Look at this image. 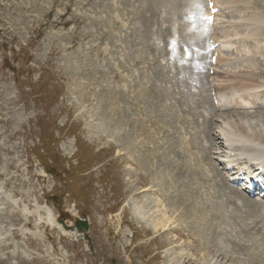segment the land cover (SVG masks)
Returning <instances> with one entry per match:
<instances>
[{
	"label": "rangeland",
	"instance_id": "rangeland-1",
	"mask_svg": "<svg viewBox=\"0 0 264 264\" xmlns=\"http://www.w3.org/2000/svg\"><path fill=\"white\" fill-rule=\"evenodd\" d=\"M95 1L0 0V41L5 43L2 49L0 46V185L3 188L0 197V264H201L204 256L199 236L203 234V218L199 213L200 204L209 196L207 185L210 181L201 176L197 179H201L204 186L196 184L186 187L191 195L197 191L198 197L194 198L196 201L193 205L199 213L195 208L197 214L190 210L188 215L191 219L194 217L191 224L188 216L189 220L180 217V209L174 215L168 211L169 225L165 230L160 228L154 232L152 226L137 221L133 212L138 213L136 210L139 209L143 215L146 209L151 214L150 210L155 206L151 202L153 199L168 209L170 198L184 194L179 185L175 189L169 188L170 178L163 171L159 180L162 182L161 192L155 193L159 189L151 185L152 179H155V165L150 162H154L156 156H166L177 150L165 148L170 135L166 139L162 138L165 128L158 123L160 118L157 115L156 123L153 118H148L144 124L140 122L142 127L140 133L134 134V146L137 147L136 153L142 154L145 159L143 166L139 164V154L133 157L135 161L125 154L121 156L123 146L107 141L96 130L98 122L93 115L99 109L96 96L107 91L103 87H106L108 77L105 78V69L98 66V62L103 61L101 57L107 35L103 33V40H98L99 44L95 42V47L89 51L84 48L78 51L75 47L82 35L89 38L84 39V42L79 41L80 46L95 37V34L83 30L90 21L87 15L93 12L92 4ZM261 1V8L258 9L264 12V0L263 3ZM226 8L229 9L228 6ZM50 9L53 12L48 17ZM69 20L74 23L71 27L73 34L67 33L68 30L59 33L61 28L65 30V25L61 26ZM89 23L97 24L93 21ZM232 27L230 33H233ZM246 41H249L245 43L249 47L246 51L240 45L225 48L235 50L236 57L223 56L224 61L222 59L217 68L227 71L229 66L238 70L234 72L235 78H231V81L224 79V74L220 89L239 87L241 84L248 86L247 81L248 84L264 81V75L260 76V71L264 69V54L256 53V50L261 51L264 42L260 45L249 39ZM88 53L91 60L86 57ZM64 57L68 58L65 59L67 61ZM252 57L260 65L257 72L260 79L249 81L244 75L249 71L243 69L248 67L237 68L234 63ZM6 59L10 69L15 72L5 69ZM81 61L88 66L77 65ZM113 72L116 75L111 80L120 82L123 75L115 69ZM84 75L93 77V84L84 87L79 83L85 79L82 77ZM232 81L235 84H231ZM259 94L260 98H264V88ZM94 97L96 102L92 101ZM234 98H225L222 102L233 105ZM110 99L108 95L106 99L102 98V107L107 110L109 118L115 112ZM132 105V112L137 113L138 120L141 108L137 103ZM256 109H253L255 112L233 109L211 122L215 135L210 137L214 142L211 150L213 157L207 161H211L216 170L220 171L216 162L223 160L226 155L220 132L226 115L230 113L236 119L237 114L252 115L258 112ZM209 125L207 119L204 124L206 131L210 129ZM134 130L138 131L136 128ZM151 144L155 147L148 159L145 151H152ZM235 159L234 162L229 160L233 169L237 166L249 168L243 165L244 159L240 156L237 155ZM183 171L178 165L175 174L184 175ZM214 202L216 198L211 206ZM226 203L220 212L232 206ZM208 207L202 206L207 212L204 215L210 219L213 213L216 222V211ZM44 208L56 216V221H60L59 226L70 228L51 229L39 223L44 217ZM230 210L226 213H230L229 217L225 219L231 222L232 230L227 228V231H222L223 236L219 234L224 237L221 239L226 242V247L220 250L215 248L217 246L214 247L213 240L218 236L210 234L208 247L212 250L208 263L264 264V231L260 232L259 223L261 216L247 217L240 222L236 216L231 215ZM220 212L218 218L222 214ZM79 220L88 222V229L82 232L83 235L76 234L73 228ZM240 229L244 234H239ZM241 239L243 244L239 245Z\"/></svg>",
	"mask_w": 264,
	"mask_h": 264
},
{
	"label": "bare ground",
	"instance_id": "bare-ground-1",
	"mask_svg": "<svg viewBox=\"0 0 264 264\" xmlns=\"http://www.w3.org/2000/svg\"><path fill=\"white\" fill-rule=\"evenodd\" d=\"M187 1H190L189 5L193 6V7H189V9L195 10V8L199 7L204 0H202L201 3H200V0H187ZM211 1L213 3L214 7H216V8L220 7L222 10H224V9H227L226 7L228 6L229 9L226 11L227 12L229 10L232 11V13H230L231 16H233L235 14V17L229 18V19H232L231 21L227 20L225 22H223L222 19H225L228 17L224 16L223 12L221 14H217V13L213 14V24H215L214 27L217 26V24L221 21L224 23V25L222 27H220V33L222 35L220 37H218V39L214 35H212L213 36L212 40L214 43L216 41H218V42L220 41L221 42L220 45H222L223 48H230V47L236 48L237 45H240V47L244 48V50L246 51V48H249L245 44L246 42H249V41H246V39L252 40L256 44H260V43L264 42V12L261 9H258L257 4H256V3H259L258 0H211ZM143 3H145V2H143ZM144 12H145V9L143 7H141L140 9H137L133 13L137 14L139 16V19H142V21H144V23L147 25V20L145 18H143ZM153 13H155V12L153 11ZM186 14H188L189 16L194 18L193 15H191L187 12H186ZM208 16H209V14H208ZM196 19L199 20L198 17ZM189 20H192V18L189 17ZM233 20H236V25H234V26H233V22H234ZM137 23L135 22V20L133 18V21L131 22V27H133V28H131V29L134 30L133 31L134 34L137 33L138 29L133 25H136ZM230 27H232L231 30H233V33H230ZM143 29H144V31H146L147 28L143 27ZM196 35L198 36V39L204 38V34L202 33V31H199V33H197ZM139 36H141V35L139 34ZM137 37H138V33H137ZM220 39H222V40H220ZM223 42H226V43H223ZM203 46L204 47L201 49V51L198 54L199 58L196 59L194 56V58H195V60H194L195 72L197 73V75H199V73H201V71H200L201 68H204L205 66L208 67V64H209V60H207L208 64H205L207 62H206L204 56L208 53V50H207V47H205V45H203ZM263 47L264 46H261V51L256 50V53L261 52L262 54H264V51H263L264 48ZM215 50L218 52V54L221 52L220 48H216ZM138 52L139 51L137 50L134 53L137 54ZM218 57H219V55H218ZM184 61L186 62V60H184ZM218 62H219V60H218ZM218 62L216 61L215 65H217ZM182 64H184V62H178L179 67ZM234 66H236L237 68L248 67V68H243V69H246L249 71V72H246L244 74L245 77L247 78V80L249 79V81H250L253 79H257V80L260 79V76L257 73L260 70V68H259L260 65L255 58H253V57L248 58V59L245 58L241 62L240 61L235 62ZM215 67L217 68V66H215ZM179 69H180V72H182L181 67ZM237 70L238 69H236V68H229V66H228L227 67L228 72L225 74L224 79L231 81L232 80L231 78H235L234 72ZM213 80H214L213 81L214 84L219 83V81H220V84H223L221 79H217V77L213 76ZM241 83H243V82H241ZM231 84H235V82L232 81ZM246 84L248 86H242V84H241L240 85L241 87L240 86L239 87L230 86V87H227L223 90L218 88L216 95L219 98L220 102L225 100V98L226 99H229V98L233 99L234 97H236V99L234 98V100H233V101H235L234 104H236V105L238 104L241 106H251L255 102L259 101L260 102L259 104L264 106V98H260L261 96L259 94L260 90L262 88H264V81L259 82V84L258 83L257 84H254V83L248 84V81H247ZM219 87H221V85ZM140 92H143V91L140 90ZM107 95L109 97L110 93L105 92V93L98 94L97 96L95 95L96 97H98V102H99L98 103L99 109H97V111L96 112L94 111V113H93V115H95L96 122H98V124L96 123L97 124L96 130L100 131L101 134L107 138V141H109V142L111 141L112 143L117 144L119 146L122 145L123 149L121 150V152H123L125 155H127L128 158L134 160L133 157L137 156L139 154V153H136L137 147L134 146V144L136 143V140H135L136 138L134 137V134H137V132L134 130V128L132 126H129L128 121L126 119L119 116L118 112L116 111L117 109L114 108V105H113V110L115 112L114 113L112 112L113 116L111 115L112 117L109 118V116L107 115V110L104 109V107H102V98L104 97V99H106ZM200 100L203 101L204 103H208L201 96H200ZM260 109L261 110H259V111H262V112L258 111L256 113H253L252 115H251V113L250 114H248V113L237 114L236 119H233L231 117V114L229 113L228 115H230V116L226 115V120L224 119L225 120L224 121L222 119L223 122L221 123L222 128H221L220 132H221V136L223 138L225 146L229 149L228 157L234 155V158L231 157V159H229V160L231 162L236 161L235 157L238 155L242 159L248 160L249 163L253 162V165L247 169H244V167H242V166L241 167L237 166L234 169L232 167V170H233L232 174H235V175H239L242 172V170L244 169V171L246 173L245 174L246 177L244 179V184L242 185L244 187V189H245V185L247 184V182H250V180L253 178V176L256 175L255 174L256 170L259 168L261 169L260 176H262V178H263L261 181H264V108L261 107ZM159 116L160 115H158L157 117L160 118ZM190 142H192L191 144H192V146H194L195 149H197V150L200 149L201 144L196 141L195 137ZM189 144L190 143L187 142L186 145H183L184 148H182L183 149L182 151H180V147H179L178 153L173 150L166 156H164L163 154H161L158 157L156 156L154 158L155 159L153 162L154 164H151L153 166L155 165V167H153V168H155L153 170L155 179H152L151 185H153L152 186L153 188L159 189L158 192H155L152 188H150V189H152V191H154L155 193L161 192L160 187H162L161 186L162 182L159 180H160V176L163 175V172H164L170 178L169 188L175 189V187L177 185H179L181 187L183 193H184V194L180 195L179 197L174 195L172 198H170L169 202H168V209L167 208L165 209L162 206H160L159 201H156L157 199H153V201H151V202L156 207L154 206L153 210H150L151 214L148 212V210L146 211V209L144 207L143 208L145 209V213L143 215L140 214L139 209L136 210L138 213H136L133 210L134 216H135V218H137V221L139 220L140 222H144L142 224H145L146 226H152L151 228L154 229V232H157V230L160 228L163 230H165V227L167 228V226L169 225V222H170V220H169L170 217H167L168 211L170 212V214L174 215L180 209L181 210L180 217H184L186 220L189 218L188 215L190 214V210L195 211V208H196L198 211V208L193 205V204H195L194 201H196V199H194V198L197 197L196 196L197 191H195L194 193L192 192L193 194L191 195L186 190V187H188V186L193 187L194 182H195L194 180L201 177V176H205V175L200 174V172L202 171V169H199L200 167H194L195 166L194 164L200 165L199 162L194 163L195 161H199L198 159H195L193 157L191 159V160H194L192 162V163H194L193 168L190 165L191 162H189V161H190V157H191V154H190L191 149L189 150L188 148H186V146L191 147V145H189ZM67 154H69V153H67ZM138 156H140L139 157V164L144 166L145 159L142 157V154H139ZM170 157H172L174 159V163L172 162L173 159L170 160ZM177 157H179V158H177ZM162 160H164V162ZM178 165H180L182 170H184L183 171L184 175L182 173L180 174V176L175 174L176 168ZM148 166L150 167V165H148ZM149 167H147V168H149ZM150 170H152V169H150ZM155 180L156 181L158 180L159 183L154 182ZM170 184L172 186H170ZM200 185L204 186V183H202L200 181ZM146 190H148V189H146ZM206 190H207V188H206ZM1 191H3L2 185H0V197H1ZM214 191L218 195L216 202H214V205L211 206L213 201H210L209 200L210 197L208 196L207 200H205V202H202L200 204L201 212L199 213V211H198V213L201 215V218H203L201 220V222H203V229L201 230V231H203L202 232L203 234H200V236H199L202 239V241H201L202 242L201 244H203L202 253L204 256L203 261L201 260L202 261L201 264H209L208 263V258H209L208 256H209L210 251L212 250V249L209 250V247H208V246H210V245H208L209 244L208 242L210 240L209 235L213 234V235L218 236V238H214L213 245H214V247L217 246L215 248L220 250V249H224L226 247V242H224L220 237V236H223L222 231H224V230L227 231V228L232 230L231 229V227H232L231 222L227 221L225 219L226 217L223 218V215L221 214L220 218H218L219 217L218 213L220 212V210H222V208H224L223 207V203H224L223 200L228 201L229 198H231V201H229L228 204H231L232 206H229V208H231L235 212V214H234V212L230 210L231 215H233L234 217L236 216L237 220H239L240 222H242V220H245V218H247V217H257V216L259 217V216H261V219L259 218V221L264 223V206H262L263 203L257 202L255 200H250V199L246 198L245 196L239 194L238 191L233 193L232 189L227 187V186L215 185ZM2 195H5V194H2ZM7 197H9V196H7ZM185 198H187V199H185ZM182 199H184V201H182ZM197 199H198V197H197ZM232 199H234L235 201H233ZM154 200H155V202H154ZM203 205L210 206L208 208H212L211 209L212 211H216L215 212L216 222L214 221L215 219H214L213 213H211L210 219L207 218V215H204L207 212H205L206 210L202 209ZM43 214H44V217L42 219H40L39 223L43 224L44 226H48L51 229H55V228L59 229V230L62 229L61 226H59L56 223V216H54L50 210L44 208ZM196 214H197V212H196ZM178 215H176V216H178ZM192 215H194V214H192ZM187 216H188V218H187ZM151 218H153L154 220L153 219L151 220ZM189 219H191V217ZM193 219H194V217H193ZM193 219L190 220V224H191V221ZM255 220H257V219H255ZM183 222H185V221H183ZM195 223H196V221H195ZM198 224H199V222H198ZM198 229H200V228H198ZM234 231H236V228L234 229ZM197 232H199V231H197ZM66 233H68V232H66ZM219 234H220V236H219ZM239 234H244V231L242 229H240ZM211 239H212V237H211ZM236 247H239V246L236 245ZM217 252H219V251H217Z\"/></svg>",
	"mask_w": 264,
	"mask_h": 264
},
{
	"label": "water",
	"instance_id": "water-1",
	"mask_svg": "<svg viewBox=\"0 0 264 264\" xmlns=\"http://www.w3.org/2000/svg\"><path fill=\"white\" fill-rule=\"evenodd\" d=\"M83 225H84V227H86V224H83ZM77 231H80L79 227H77Z\"/></svg>",
	"mask_w": 264,
	"mask_h": 264
}]
</instances>
